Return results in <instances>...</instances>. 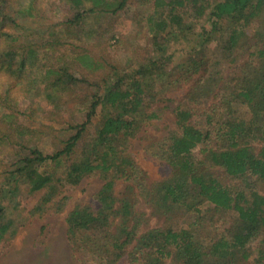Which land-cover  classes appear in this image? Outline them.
<instances>
[{
    "label": "rangeland",
    "instance_id": "1",
    "mask_svg": "<svg viewBox=\"0 0 264 264\" xmlns=\"http://www.w3.org/2000/svg\"><path fill=\"white\" fill-rule=\"evenodd\" d=\"M109 1L115 2L109 11L115 10L118 0ZM162 1L168 0H128L123 9L111 13L95 8L91 0L80 3L77 10L71 9L68 0H0V28L18 37L15 48L23 51L22 62L16 56L7 69L9 60L2 55L5 50L0 42V264H105L83 250H74L81 241L68 238L65 221L77 205L95 212L100 208L99 194L109 181L107 173L95 171L71 184L66 171L84 161L93 146L103 144V150L110 148L114 158L124 157L132 163L128 178L114 177L108 194L117 202L126 200L134 212L142 214L139 233L153 228L187 229L203 245L225 238L234 219L232 211L214 210L201 199L180 206L158 199V183L180 182L181 178L179 161L169 155L172 140L181 133L174 108L190 114L183 125L209 132V140L191 150L192 170L212 173L244 200L264 196V180L251 175L229 177L208 161L206 152L225 147L226 142L216 137L220 123H249V109L236 97L233 79L241 77L246 66L259 63L258 51L264 42H258V36L264 40V15L248 23L237 45L228 47L225 34L206 43L201 28L209 29V24L196 23L193 11L183 10L187 21L182 33L195 22L193 30L185 36L169 37L170 41L164 35L158 37L168 53L161 62L164 71L154 66L147 71V78L154 79L145 81L153 95L150 103L147 101L153 107L147 112H157L155 119L137 114L133 136L126 140L101 138L98 133L102 122L113 111L99 108L69 156L37 168L50 176L51 188L30 193L27 180L15 173L14 163L28 150L37 148L50 156L61 151L79 131L104 83H113L116 72L132 74L156 56L151 43L154 22L168 18V8ZM54 40L58 42L48 44ZM61 40L69 42L59 46ZM83 55L90 57V68L75 60ZM194 61L201 64L195 66ZM19 66L22 69L18 70ZM57 68L72 75L70 84L55 82L52 73ZM241 144L258 154L260 143L255 137L248 134ZM8 184L16 188L13 198L6 196ZM46 192L50 197L44 205L41 202ZM117 202L114 206L118 209L121 205ZM36 208L42 211L36 212ZM120 220L117 217L113 222L112 231ZM130 248L115 264H129ZM262 251L264 232L247 244L248 260L239 264H255ZM161 262L173 264L170 258Z\"/></svg>",
    "mask_w": 264,
    "mask_h": 264
},
{
    "label": "trees",
    "instance_id": "2",
    "mask_svg": "<svg viewBox=\"0 0 264 264\" xmlns=\"http://www.w3.org/2000/svg\"><path fill=\"white\" fill-rule=\"evenodd\" d=\"M85 1L89 0H68V3L71 9L77 10L80 3ZM91 1L95 8H103L102 12L115 13L123 9L128 0H118L113 11L109 10H112L115 2ZM162 3L168 8V18L154 22L151 43L155 46L156 56L148 65L139 66L132 74L116 72L113 83L111 80L106 81L101 87V93L94 97L95 100L85 121L78 126L79 131L67 140L61 151L50 156L43 155L37 148H33L14 163L15 173L27 180L30 193L51 188L50 176L40 173L37 168L45 162H56L61 157L69 156L79 135L94 118L99 108L113 111V114L111 113V116L102 122L98 133L101 138L119 137L126 140L134 135L135 115L139 114L149 120L157 117V112H147L153 107L152 103L147 104V101L150 103L153 95L150 90L151 85L145 81H154L151 77L147 78V71L153 66L159 67L161 73L164 71L161 62L165 56L164 60H166L168 53L167 48L160 46L158 37L164 35L163 37L169 40V37L185 36L193 30L195 22L190 23L182 33L184 22L187 21V17L183 16V10L193 11V21L196 23L205 21L209 24V29L201 28L206 43L212 42L217 35L225 34L228 47L237 45L238 38L245 35L244 31L242 34L240 32L248 23L264 15V0H168ZM76 17L79 18L77 11ZM262 35L264 37V33ZM258 39L260 40L258 42H264L260 36ZM17 40L18 37L7 34L0 28V42L5 50L2 55L9 60L7 69H10L12 65L10 61L16 56H19L22 62L23 51L15 48ZM63 41L69 42L61 40L58 45L63 46ZM57 42L49 41L48 44ZM258 52L259 63L246 66V69L242 70L244 72L241 77L239 75L233 77L236 97L249 109V123L244 126L240 122L223 121L216 128V133L218 132L216 137L226 142L225 147L210 153L206 150L208 161L232 178L251 175L264 180V43L260 44ZM29 56L33 55L30 53ZM75 60L86 68L92 66L90 57L85 55L75 57ZM170 63L168 62L167 66ZM197 63L201 64L196 61L194 65L196 66ZM23 66H19L18 70ZM187 67L184 71L186 74ZM52 75L55 76L56 83H71L72 78L69 76L72 75L63 68H57ZM181 111L174 108L173 113L181 122V133L178 138L172 140L169 148V155L179 161L180 182L158 183L156 185L158 199L179 206L195 203L197 199H201L214 210L232 211L234 219L227 236L203 245L193 238L187 229L175 231L168 228H153L139 233L142 214L134 212L132 204L128 205L126 200L117 202L108 194L113 186L114 177L128 178L132 163L124 157L114 158L110 148L103 150V144L98 148L93 146L90 153L86 152L84 155V161L73 164L66 171V179L71 184H76L85 175L95 171L107 173L109 177V181L104 184L103 191L99 194L100 208L97 212L86 206L77 205L66 216L68 238L71 240L77 238V242L81 241L79 245L81 248L73 246L75 251L83 250L90 257L99 259L105 264L117 263L120 254L127 251L130 246L129 264H163L161 260L165 258H170L173 264H239L248 260L247 244L253 237L264 232V196L254 195L252 201L244 200L239 193L232 194L229 188L212 173L205 174L197 169H195L197 171L192 170L193 165L189 162L191 150L198 143L209 140V132L183 125L184 121L190 118V114ZM248 134L260 143L257 155L253 154L248 146L241 144L242 139ZM8 185L6 196L12 195L13 198L16 188L12 184ZM47 196L50 197L46 192L41 202L44 205L47 204ZM116 202L121 205L118 209L114 206ZM40 211L42 208H36V212ZM2 212L3 208L0 206V222L3 220ZM117 217H121V220L112 231V224ZM255 264H264V251Z\"/></svg>",
    "mask_w": 264,
    "mask_h": 264
}]
</instances>
